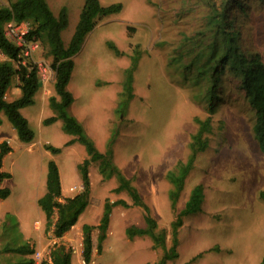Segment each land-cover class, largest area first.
<instances>
[{
  "label": "rangeland",
  "instance_id": "rangeland-1",
  "mask_svg": "<svg viewBox=\"0 0 264 264\" xmlns=\"http://www.w3.org/2000/svg\"><path fill=\"white\" fill-rule=\"evenodd\" d=\"M214 1L218 5L222 0ZM242 1L248 2L246 12L237 7L232 12L241 21L242 46L258 52L264 62V0ZM7 2L0 0V6ZM47 2L55 14L63 5L67 8L68 24L62 33L67 43L83 0ZM100 3L120 4V10L99 18L73 56L68 89L74 100L69 111L82 123L99 151L107 150L109 139H113V160L149 207L157 230H165L167 248L172 245L171 222L184 207L192 187L202 184L201 210L183 217L176 230L177 256L165 264H264V153L252 131V111L243 105L244 91L237 79L229 77L217 110L211 112L195 97L191 83L184 81L180 70L169 62L171 52L181 47L183 34L192 36L201 28L209 10L205 0ZM45 52L46 48L39 44L30 60L49 67L51 57ZM136 54L141 57L133 73V95L120 112L117 105L126 96V69ZM37 108L38 101L32 116L29 114L33 141L21 142L8 126L0 127V143L10 147L0 167V171L10 174L0 181V187L10 189L6 198H0V264H34L32 252L46 253L60 243L70 252L69 264L155 263L163 253L162 247L155 245L149 235L129 238L126 234L128 226H146L145 210L133 205L127 192H113L117 177L103 178L94 161L88 164L90 212L89 218H84L86 222L99 223L107 198H123L129 204L112 207L101 251L97 250V229L91 233L92 257L86 263L82 259L83 232L79 224L74 227L79 239L73 241H62L54 235L53 224L46 225L37 200L45 192L48 161L55 160L62 183L68 184L64 198L83 191L77 166L89 155L78 142L66 145L71 137L60 140L58 145L53 140L46 141L55 133L47 129L50 124L43 123L39 128L32 120H36ZM207 117V149L196 153L195 167L172 205L166 173L177 161L190 156L189 143L198 130L197 121L204 122ZM47 145L60 147V152L52 154ZM23 245L31 251L3 250Z\"/></svg>",
  "mask_w": 264,
  "mask_h": 264
},
{
  "label": "trees",
  "instance_id": "trees-1",
  "mask_svg": "<svg viewBox=\"0 0 264 264\" xmlns=\"http://www.w3.org/2000/svg\"><path fill=\"white\" fill-rule=\"evenodd\" d=\"M7 1V4L0 6V52L6 57V59L0 60V124L1 116L5 115L21 142L33 141L34 130L20 109L33 103L34 95L41 85L37 66L32 61L22 64V58L19 56L20 48L6 38L3 30L4 23L11 19L27 21L30 25L27 38L37 40L46 48V56L51 57L49 68L54 73L55 94L48 97V105L53 111V115L44 118L43 123L51 124L57 119L61 120L63 131L71 136L66 145L78 142L85 146L89 155L77 166L81 173L83 191L64 198H62L57 163L53 159L48 161L45 192L37 200L40 209L44 212L46 225L52 226L53 224V233L57 238H60L76 223L88 204L90 186L88 164L90 161H94L98 164L103 178L106 179L112 175L117 177L118 184L112 189L113 192H127L132 199V204L141 206L146 212V226H128L126 228L127 236L134 238L136 235L146 234L152 238L155 245L162 247L163 253L153 264H165L167 260L175 258L177 256L176 230L181 225L184 216L201 210L204 199L202 184L197 183L192 187L184 207L178 212L176 219L171 222L172 245L167 248L165 230H157L156 221L149 215V207L142 200L136 187L131 184V179L120 171L113 160L111 148L113 139H109L107 150L99 151L93 139L86 133L82 123L69 111V106L74 100L72 92L68 89L74 67L73 56L81 49L85 37L96 25L97 20L105 15L118 12L120 4L112 3L104 6L100 0H83L73 32L68 42L65 43L62 33L68 24L66 6L63 5L55 14L47 0ZM205 2V7H208L209 10L201 28L197 29L192 36L183 34L181 47H176L171 52L169 62L180 70L184 81L191 83V89L195 90L193 92L195 97L202 100L211 112L217 110L229 83V77L237 79L244 91L243 105L250 108L254 117L252 123L254 137L260 150L264 153V62L258 52L243 48L242 30L239 25L241 21L237 20L235 14L232 13L236 7L246 12L248 2L222 0L218 5L213 0H205ZM140 57V54L132 56L130 65L126 69L123 85L126 96L117 105L120 112L124 110L133 95V73ZM185 58H187V62H183ZM15 77L21 91L20 96L13 100H7L5 97L7 89ZM209 120L208 117L204 122L196 119L198 130L192 137L194 140L192 139L193 141L189 143L190 156L185 161H177L174 168L166 173V177L171 183L169 197L172 205L182 191L187 176L195 167L196 153L207 149V134L210 133ZM195 143L200 145L195 146ZM46 148L52 154L60 152V147L47 145ZM9 150L10 147L5 142L0 143V167L3 155ZM9 176L8 172L0 171V181ZM9 194L8 187H0V198H6ZM116 204L129 205L123 198L114 201L107 198L99 223L97 225L83 224L82 257L86 263H89L92 257V230L97 229V250L100 252L102 241L106 237L110 213ZM27 247V245H23L3 250L24 253L29 250ZM51 260V264H69L70 252L65 250L64 244L60 243L51 250Z\"/></svg>",
  "mask_w": 264,
  "mask_h": 264
},
{
  "label": "crops",
  "instance_id": "crops-1",
  "mask_svg": "<svg viewBox=\"0 0 264 264\" xmlns=\"http://www.w3.org/2000/svg\"><path fill=\"white\" fill-rule=\"evenodd\" d=\"M0 57H1L0 59L4 58L3 56H0ZM53 81H54V75L49 78V81H47L45 83H41L39 89L36 91V93L34 95L33 104L24 106V107H22L20 109L21 113L27 118V120H28V122H29L31 127H32L33 123H32V121H31V119L29 117V114L31 115V110H32V108L34 107V105H35V103L37 101L39 102V109L37 108V112L38 113H37V116L35 117L36 120L33 117H32V120L36 121L37 126L39 128L43 124V119L44 118L53 115V111L51 110V108L48 105V97L53 95V94H55ZM20 92L21 91H20V88L18 86V80L15 77L11 81V84H10L9 88L7 89L5 97H6L7 100H13V99H15V98L20 96ZM1 119H2V122L0 124V127H2V126L4 127L6 125V126L9 127V129L14 131V133L16 135L15 129L11 126V124L7 120L6 116L2 115ZM47 129H53L55 135L54 136L50 135L51 139H45V140L46 141L47 140H53L52 142H54L56 145H58L60 143L59 142L60 140H63L65 138L68 139V138L71 137L70 135L66 134L63 131L62 122L59 119H57L53 123H51L49 125V128H47ZM16 137H17V135H16ZM0 138H2V134H0ZM60 181H61V185H62L61 193L63 194L64 191L68 188V184L62 183L61 178H60ZM89 207H90V203L87 204L86 208L84 209L83 213L81 214V217H79V220H77L76 223L74 225H72L71 228L63 234V236H61V240L62 241L65 240V239H67L69 241H73V240H78L79 239L78 229L74 230V227L79 224V227H81L79 230L82 231V225L85 224V222L87 221L84 218H89V212H90V210H89L90 208ZM44 217H45V215H44ZM86 223L90 224V221H88ZM106 239H107V237L105 238V240Z\"/></svg>",
  "mask_w": 264,
  "mask_h": 264
},
{
  "label": "built area",
  "instance_id": "built-area-1",
  "mask_svg": "<svg viewBox=\"0 0 264 264\" xmlns=\"http://www.w3.org/2000/svg\"><path fill=\"white\" fill-rule=\"evenodd\" d=\"M30 25L27 21H16L11 19L4 23L5 36L18 48H20L19 56L22 58V64L30 61L32 54L38 47V41L31 38H27ZM33 62V61H32ZM37 66V72L42 81H46L49 78V67L45 66L41 62H35ZM83 259V257H82ZM50 262V250L48 252L35 251L34 264H48ZM83 262L85 260L83 259Z\"/></svg>",
  "mask_w": 264,
  "mask_h": 264
},
{
  "label": "clouds",
  "instance_id": "clouds-1",
  "mask_svg": "<svg viewBox=\"0 0 264 264\" xmlns=\"http://www.w3.org/2000/svg\"><path fill=\"white\" fill-rule=\"evenodd\" d=\"M3 28H4V26H3ZM3 30H4V29H3ZM6 38H7V37H6ZM7 39H8V38H7ZM8 40H9V39H8ZM38 44H40V42H38ZM0 54H1L0 56H3V57H4V58H2L3 60L6 59V57H5L1 52H0ZM2 59H0V60H2ZM30 61H31V60H30ZM33 63H34V62H33ZM49 70H50V72H51V69H50V68H49ZM52 73H53V71H52ZM53 75H54V73H53ZM50 77H51V76H50V74H49V78H50ZM49 78H48V79H49ZM39 79H40V77H39ZM40 81H41V83H44V82H45V81H42L41 79H40ZM11 126H12V125H11ZM12 127H13V126H12ZM4 251H6V252L9 251V252H10V250H4ZM32 253H35V252H32ZM51 261H52V260H51V251H50V262H49L48 264H51Z\"/></svg>",
  "mask_w": 264,
  "mask_h": 264
}]
</instances>
